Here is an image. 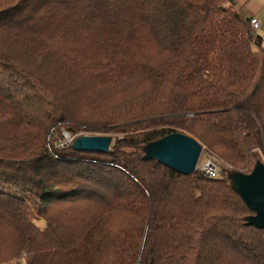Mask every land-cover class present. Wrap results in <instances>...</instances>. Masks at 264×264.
<instances>
[{"label": "trees", "instance_id": "trees-1", "mask_svg": "<svg viewBox=\"0 0 264 264\" xmlns=\"http://www.w3.org/2000/svg\"><path fill=\"white\" fill-rule=\"evenodd\" d=\"M175 133L221 177L144 156ZM262 156L264 38L235 0H0V264H264L227 180Z\"/></svg>", "mask_w": 264, "mask_h": 264}, {"label": "water", "instance_id": "water-1", "mask_svg": "<svg viewBox=\"0 0 264 264\" xmlns=\"http://www.w3.org/2000/svg\"><path fill=\"white\" fill-rule=\"evenodd\" d=\"M113 136L79 137L73 143L74 149L84 153L106 154L113 146ZM144 156L149 161H156L177 174L194 175L197 171L203 146L195 138L175 133L164 139L150 143ZM227 180L239 197L244 200L253 217L248 221L255 227L264 229V165L257 161L254 171L250 175L229 172Z\"/></svg>", "mask_w": 264, "mask_h": 264}, {"label": "rangeland", "instance_id": "rangeland-1", "mask_svg": "<svg viewBox=\"0 0 264 264\" xmlns=\"http://www.w3.org/2000/svg\"><path fill=\"white\" fill-rule=\"evenodd\" d=\"M235 1H236V6H237V7L235 6V8L237 9L238 12H240L241 17L245 23L248 24V20L250 18H257L259 20V22H261V29L257 34H255V36H259V37L264 38V0H235ZM62 132L63 133L64 132L69 133V130L62 129ZM106 135L109 136L110 134H106ZM106 135L98 133V132H91V133L78 132L77 135H74V136L79 138V137H91V136L103 137ZM110 136H113V139H114V137H116L114 135H110ZM60 140H61V138L57 141V143H58L57 145H58L59 149H62V148H64L63 147L64 145H62V143H61L62 140L61 141ZM200 144H202V143L200 142ZM202 146H203V144H202ZM147 148H148V146L144 147V150H147ZM207 155L208 154H205V148L203 146L202 156L204 157V159L207 158ZM261 159L262 160H260V161L264 165V156H262ZM39 225L41 227H43L45 225L44 220L43 221L40 220Z\"/></svg>", "mask_w": 264, "mask_h": 264}, {"label": "built area", "instance_id": "built-area-1", "mask_svg": "<svg viewBox=\"0 0 264 264\" xmlns=\"http://www.w3.org/2000/svg\"><path fill=\"white\" fill-rule=\"evenodd\" d=\"M248 28L252 33L257 34L261 28V22H259L257 18H250L248 20ZM62 138H63L61 139L62 141L61 140L60 141L62 145H64L63 146L64 148L67 146L74 145L73 143L77 140V137H75L73 134L71 135V133L69 134L65 132L63 133ZM222 168L223 166H222L221 161L218 160L216 157L207 156V158L204 159V157L202 156L199 164L197 165L196 173H199L201 176L207 179H210V178L218 179L221 177V174L223 171ZM28 259H29V255L27 253H23L21 255L19 263L26 262Z\"/></svg>", "mask_w": 264, "mask_h": 264}, {"label": "crops", "instance_id": "crops-1", "mask_svg": "<svg viewBox=\"0 0 264 264\" xmlns=\"http://www.w3.org/2000/svg\"><path fill=\"white\" fill-rule=\"evenodd\" d=\"M235 6H236V1H235ZM237 7V6H236ZM240 13V12H239ZM241 15V14H240ZM261 29V28H260ZM260 31V30H259Z\"/></svg>", "mask_w": 264, "mask_h": 264}]
</instances>
